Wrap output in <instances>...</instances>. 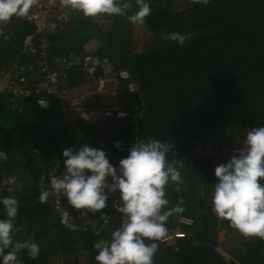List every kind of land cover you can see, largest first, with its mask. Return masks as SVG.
<instances>
[{
	"label": "trees",
	"instance_id": "1",
	"mask_svg": "<svg viewBox=\"0 0 264 264\" xmlns=\"http://www.w3.org/2000/svg\"><path fill=\"white\" fill-rule=\"evenodd\" d=\"M187 6L178 12L151 6V15L141 29L133 30L126 17L105 16L107 29L101 30L100 20L81 17L62 25L49 36L50 50L60 55L67 50L82 52L83 47L96 38L99 46L90 55L99 62L109 60L115 70H126L137 86V92L129 93L122 81L117 92L128 116L124 120L109 122L106 132H112L108 140L96 149L106 151L110 163L118 167L126 158L133 143L156 138L173 145L167 154L173 158L194 153L197 142L214 144L222 141V147L234 150L232 138L237 129L249 131L264 126V0H210L207 6L186 0ZM129 3L128 14L138 10L135 0H119ZM10 40L0 41V62L9 59H38L22 55L24 38L34 31L32 25L13 17L8 23ZM145 29L151 34L149 50L141 53ZM143 30V31H142ZM190 35L183 46L171 39V34ZM9 60V61H10ZM95 74L102 75L97 66ZM62 86L72 91L81 83L84 74L72 70ZM73 87V88H72ZM5 103V104H4ZM12 104V106H11ZM15 104L0 96V152L6 156L0 161V198L13 196L19 202L17 227L21 231L14 236L23 241L33 233L40 246L38 259H31L26 250L18 253L20 264H48L53 255L63 258V264L76 247L86 255V264H97L94 244L101 238L110 239V233L119 227L121 216L113 208L119 193L109 195L107 207L100 213L80 217L70 208L69 222L79 226L70 231L61 224V212L52 204L39 202L40 176H44L45 188L50 185L48 173L59 161L63 172V150L79 148L99 130L79 118L75 123L82 145L67 132L70 123H64L56 113L57 99L52 98L48 112L37 108L34 99L27 98ZM111 126V127H110ZM235 131V132H234ZM227 137V138H226ZM227 139V140H226ZM120 142L122 150L116 147ZM226 141V142H224ZM246 145L240 146L244 150ZM8 149V150H7ZM38 149V152L35 150ZM209 159L195 157L181 170L185 184L179 192L175 185L167 189L169 207L183 199L186 210L179 215L193 221L184 227L185 236L177 239L174 247L159 245L154 256L158 264H264V240L254 238L226 252L217 249L220 228L231 230L228 221H220L211 210L208 190L202 197L194 195L196 181L191 177L201 175L208 185ZM197 170H193V168ZM197 174V175H196ZM16 183L9 185V177ZM172 216V217H173ZM109 220L105 223V219ZM170 217L167 227L173 230L176 220ZM6 218L0 205V219ZM92 223L86 224V220ZM96 230L100 236L95 235ZM2 264V261H0Z\"/></svg>",
	"mask_w": 264,
	"mask_h": 264
},
{
	"label": "clouds",
	"instance_id": "2",
	"mask_svg": "<svg viewBox=\"0 0 264 264\" xmlns=\"http://www.w3.org/2000/svg\"><path fill=\"white\" fill-rule=\"evenodd\" d=\"M135 2L138 10L128 14L131 5L119 0H59L62 8L81 13L85 18L99 20L105 16H123L133 25H143L151 15V7L146 0ZM192 2L207 6L210 0ZM38 4L39 0H0V25H7L13 17H27ZM171 39L183 46L190 35L173 33ZM64 86L61 89H65ZM37 103L48 106L44 99ZM245 145V149L235 151L227 163L215 167L217 182L214 183L211 210L218 220L228 221L229 226L244 237L264 240V126L247 131ZM115 146L119 148L120 142ZM172 148V144L156 138L140 140L131 145L117 169L110 163L106 151L84 144L79 150L71 147L63 150V172L58 173L59 161L50 169L47 180L58 198V206L62 207L61 197H66L68 205L77 210L80 217L97 213L101 218L107 216L102 210L107 207L109 195L119 193L113 208L123 220L110 233V239L101 238L94 244L97 264H154L158 242L169 234L167 221L186 210L183 199L169 207L170 200L166 195L169 186L175 185L174 191L179 192L185 184L181 172L168 163L167 154ZM16 179L11 176L7 183L15 184ZM39 179V202L44 204L50 192L44 186L46 178L40 176ZM0 205L6 214V218L0 219L2 264H20L18 253L21 250H26L31 259H38L41 249L34 233L23 241L14 239L21 231L16 225L18 200L13 196L2 197ZM62 208L61 224L70 231L78 230V225L69 222L70 212ZM85 223L92 221L89 219ZM95 235L100 236V231L96 230Z\"/></svg>",
	"mask_w": 264,
	"mask_h": 264
},
{
	"label": "built area",
	"instance_id": "3",
	"mask_svg": "<svg viewBox=\"0 0 264 264\" xmlns=\"http://www.w3.org/2000/svg\"><path fill=\"white\" fill-rule=\"evenodd\" d=\"M71 15L72 10L69 8H62L59 4V0H39V4L30 10L27 17L20 18L34 28V31L28 34L23 40L22 55L37 57L38 59L27 63H25L24 60L18 59L11 62L8 67L0 68V96L5 94L11 95L14 98V104L27 98L35 99L37 106H39L41 110L52 109L51 100L49 98L61 100L62 97H65L66 105L60 106L59 104L58 108H55L56 113L60 117H64L65 112L80 111L82 114H85L86 118L93 122L112 119L115 118V116L125 118L126 113L122 112L123 110L120 111L118 116V110L114 108L102 110L92 109L90 107V94L95 88L96 92L104 94V84L107 81L113 84V86H117L121 81H125L128 92H136L137 90L133 83L130 82L131 78L126 70L119 71L114 69L113 75L106 76L105 79H95L98 78V76H95V73L99 62L92 55L80 54V52L72 50H68L60 55L52 54L48 37L53 35L62 25L71 22ZM0 33L8 37L10 34L9 25H0ZM77 68L81 69L90 79H93L96 86L91 89L90 82L92 80H90L83 94L70 96L71 89H61V86L68 80L69 71ZM39 99L47 100L48 106H40L37 103ZM217 152L225 153V150L221 148ZM227 152H229V150ZM212 155V151H210L205 144L197 142L194 146L193 154L180 156L170 164L185 165L190 163L195 157L203 156L210 159ZM5 160V154L0 152V161L5 162ZM227 162L228 160H224V163ZM2 181L3 179L0 177V183ZM3 184L1 186H3ZM57 200L58 198L52 202V206L57 211H63L62 207L67 210L71 208L67 203L66 197H61L60 199L62 207L58 206ZM174 219L176 220L175 228L169 231L168 236L163 241L158 242L159 245L167 248L174 247L176 240L185 236L184 232L179 230L178 226L193 225V221L189 218L175 217ZM105 220L106 223L109 217ZM122 220L123 217L119 216V226ZM154 264L158 263L154 261Z\"/></svg>",
	"mask_w": 264,
	"mask_h": 264
},
{
	"label": "rangeland",
	"instance_id": "4",
	"mask_svg": "<svg viewBox=\"0 0 264 264\" xmlns=\"http://www.w3.org/2000/svg\"><path fill=\"white\" fill-rule=\"evenodd\" d=\"M146 2L149 3L151 6L161 7V8L167 9L171 12L181 11L188 4L186 0H146ZM71 17H72L71 22H75L76 18L81 17V15L78 12L72 11ZM106 21H107V19H101L100 20V25H98V26H100L101 30L107 29L110 26L109 22L106 24ZM140 26H142V25H140ZM136 29H141V27H139L138 25H133V30H136ZM150 35L151 34L145 29V35L143 36V39H142L143 43H142L141 53H145L147 50L150 49L151 44H152V40L150 38ZM9 40H10L9 35H8V37H5L4 35H2L0 33V41L3 43L2 44L3 46H4V44H9L10 42L6 43ZM98 46H99V41L96 38H91V40L83 47L82 52H80V54L88 55L86 53V51L92 52V54H93L94 50H96V48ZM9 60L6 63L0 62V68L8 67L10 65V63L12 62L11 60L10 61ZM34 60H36V59H34ZM99 65L102 68V70H101L102 75L99 76L98 78H95V79H99V78L105 79L106 76L114 74L113 71L116 68L109 60L102 59V61L100 62ZM119 71H123V70H119ZM74 74L75 73L71 71L70 76H73ZM91 80L92 81L90 82V86H91V89H93L96 86V83L94 82L93 79H91ZM123 82L126 85V82L125 81H123ZM130 82L133 83L135 89L137 90V86L134 83V81L130 80ZM119 86H120V83L117 86H113V84H111L109 81H107L104 84V87H105V90H104L105 93L104 94H99L98 92H96L95 91L96 88L94 90H92L93 92L90 94V107L92 109L94 108L97 110L114 108V109L118 110V116L120 114V111L123 110L122 112H125L126 117H127L128 112H127V110H125L123 104L120 103L121 99L117 97V92L119 90ZM126 90H127V87H126ZM77 95H80V94L71 90L70 96H77ZM1 97H3L7 102H11V103L15 102L14 98L9 94L1 95ZM49 99L52 101L51 98H49ZM35 102H36V100H35ZM59 104H60V106L66 105L65 97H62L61 100L57 99V105H55V108H58ZM11 106H12V104H11ZM37 108L39 109V106H37ZM48 110L49 109L44 110V111L48 112ZM61 118L63 119L64 123H70L71 124V125H69V127H67V132H69L70 136L78 142V145H82V142H83L82 138L80 136H78V131L75 127V123L77 122V120L79 118L88 121L90 126L97 128L99 130L98 133H101L98 136L99 141H105V139L108 140L110 138V135L112 134V132H106L105 131L108 127L109 122L111 123L114 121L124 120L122 117H116L115 116V118H113L111 120L103 121L101 123H96V122H93L92 120L86 118L85 114L84 113L82 114V112H80V111L65 112L64 117H61ZM246 134H247L246 131L241 130V129H237V131L233 135H231L232 145H233L234 150L227 149L226 147H222L223 145H221V143L223 144V140L217 141L214 144H209V143L206 144L207 148L210 149V151H212V153H213L212 158H210L209 161L207 162L209 165V168H210L208 171L209 176L207 177L208 178V185L205 186L206 184H204V177L201 178L200 174H198V175L196 174L197 176L192 175L191 181H193V180L196 181L195 188H193L192 186L190 187V189H193L195 191L194 195H196L198 198H200L204 194H206L205 190L207 189L208 190V200L211 201L212 194L214 191V183L217 182L215 174H214L215 167L218 166L220 163H224V160L229 161V159L231 158V156L234 154L235 151L239 152L238 150H241L240 146H243V148H244ZM90 141H91V138H89L85 142V144H87V145L90 144ZM224 142H226V141H224ZM92 146H93L92 148H96L97 145L92 144ZM221 148L225 150V153H218L217 152ZM228 150L230 151V153H227ZM171 166L177 168L179 171H181L185 168L184 164H178V165L174 164ZM193 170H197V169L194 167ZM4 180L0 183V187L4 183ZM47 189L50 192L47 203L52 204V202L57 198V196L51 191L50 185ZM174 215H176V214H174ZM178 217H185V216H176V218H178ZM185 218H187V217H185ZM70 219H72V216H70ZM184 227H191V226H184ZM184 227L181 225L178 226L179 230H181V231L183 230ZM254 238L255 237H244L237 230H235L233 228H232V231L224 229V228H220L218 235H217V248L220 249V250L218 249L219 251L226 252L230 247H235V246L238 247L243 242L249 241V240L254 239ZM78 248L79 247H76V250L72 254H69L67 259L71 262V264H86V255L83 254L80 251V249H78ZM62 261H63L62 257H60L59 255H53L49 259L48 264H63Z\"/></svg>",
	"mask_w": 264,
	"mask_h": 264
},
{
	"label": "crops",
	"instance_id": "5",
	"mask_svg": "<svg viewBox=\"0 0 264 264\" xmlns=\"http://www.w3.org/2000/svg\"><path fill=\"white\" fill-rule=\"evenodd\" d=\"M85 51V50H84ZM86 53L87 54H91V53H89L88 51H86ZM78 69V68H77ZM74 70H76V69H74ZM73 70V71H74ZM96 70H99V69H96ZM79 71H81L82 72V70L81 69H79ZM97 72V71H96ZM83 74H84V77L82 78V81H81V83H79V84H76L75 86H74V92H76V93H79V94H83L85 91H86V89H87V84L89 83V81L91 80L90 79V77L88 76V75H86L84 72H82ZM97 75H99V74H95V76H97ZM101 133H97V136H95V137H89V138H91V141H90V144H88V146L89 147H93L92 146V144H95V145H99L101 142H103V141H99V139H98V136L100 135ZM112 135V134H111ZM111 135H110V137H111ZM89 138H87V139H89ZM93 138V139H92ZM105 140H107V139H105ZM120 146L122 147V149H123V146L120 144ZM36 152H38V149L37 150H35ZM227 153H230V151L229 152H227ZM225 155V154H224ZM176 158H173L172 160H170L168 163H171L173 160H175ZM117 168H119V165H118V167ZM172 218H175V216H173ZM217 249H219V248H217ZM220 250V249H219Z\"/></svg>",
	"mask_w": 264,
	"mask_h": 264
},
{
	"label": "bare ground",
	"instance_id": "6",
	"mask_svg": "<svg viewBox=\"0 0 264 264\" xmlns=\"http://www.w3.org/2000/svg\"><path fill=\"white\" fill-rule=\"evenodd\" d=\"M118 149H119V150H122V147L120 146Z\"/></svg>",
	"mask_w": 264,
	"mask_h": 264
}]
</instances>
